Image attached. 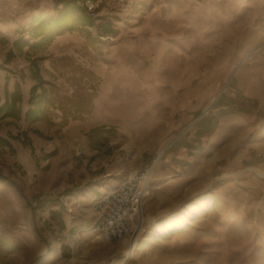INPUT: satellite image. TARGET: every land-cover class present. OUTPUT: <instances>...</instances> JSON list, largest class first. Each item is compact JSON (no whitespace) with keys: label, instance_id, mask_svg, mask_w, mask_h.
Segmentation results:
<instances>
[{"label":"rangeland","instance_id":"374dc122","mask_svg":"<svg viewBox=\"0 0 264 264\" xmlns=\"http://www.w3.org/2000/svg\"><path fill=\"white\" fill-rule=\"evenodd\" d=\"M0 1L1 69L5 68L4 64L15 61L17 54L24 52L31 73V61L38 67V60L41 59L32 56L38 51L44 52L47 47L31 49L26 45L18 50L12 46L11 40L14 36L27 41L32 39L27 27L32 18L39 16L30 19V14L42 15L48 12L46 8H40L39 2L10 4L8 0ZM208 2L209 0H84L86 9L100 17L97 22L110 21L116 33L97 35V29L91 27L95 37L92 42L85 38L82 31H65L68 34L76 33L78 40L72 44L70 55L55 57L54 63L60 68V73L48 74L64 87L65 93L57 97L60 104L67 107L69 114V109L73 113H81L76 110V103L63 99L76 90L90 99L89 104H85L88 110L84 108L83 112L94 114L95 120L104 115L102 119L110 123L114 134H105L101 137L103 142L97 139L96 144L110 147L105 154L111 160H119L121 174L140 172L145 168L149 170L151 176L147 194L142 201L140 214L135 219L136 226L141 225V217L144 219L138 242L151 234L145 214L149 213L158 191L152 187L157 182L153 179L152 172L154 169H158L160 173L166 172V164L163 162L166 149L163 148L177 135L182 138L190 135L194 128L191 120L214 100L238 62L241 42L230 43L223 36L210 42V36L224 30L216 31L222 24L216 15L222 12L221 9L210 17ZM52 6L54 8L53 0ZM233 16L238 24L240 15L235 13ZM237 24L232 26L233 37L237 34L241 37V34L250 32L249 27L241 32V27ZM10 49L15 52L9 60H5ZM195 53L199 55L192 59L191 56ZM183 55L186 56L185 61L182 60ZM182 61L185 66H191L195 61L201 67L200 89L191 80L184 91L197 93L199 96L184 99V107L183 104L179 105V101L184 98L182 91L171 86L180 80L177 79V66ZM215 66L219 69L217 72H207ZM184 76L192 78V74ZM15 124L10 120L0 121V131L14 129V126L17 127ZM25 133L26 131H21L20 134L10 135L6 132L4 136L8 138L6 140L10 146L0 145V264H37L46 257L50 245L55 243L50 241V237L48 239L47 225L39 226L40 219L37 216L39 203L48 193L30 194L28 189L38 186L36 184L40 180L49 178L47 173L55 166L53 160L56 156H61L64 139H61V135L54 136L59 149L43 153L34 151L32 141ZM22 150L28 153V160L36 171L30 175V181L26 177L28 163L20 159ZM63 163L60 161L58 165ZM190 171H183L186 178L190 177ZM176 175L174 173L171 176ZM198 177L204 179L201 172ZM162 178L163 174L160 176ZM179 188H185L187 193L188 187ZM259 198L260 195L249 196L246 202L234 200L233 203L222 200L219 210L228 211L231 207L236 214L238 209H247L248 217L225 218L217 213L215 243L209 244V249L200 250L199 264H264V201L259 203ZM62 236L69 237L68 234ZM112 242L120 244L119 240ZM62 249V264H71L70 255ZM131 257L132 255L127 263L131 261ZM105 264L114 262L108 261Z\"/></svg>","mask_w":264,"mask_h":264},{"label":"crops","instance_id":"0c3cea01","mask_svg":"<svg viewBox=\"0 0 264 264\" xmlns=\"http://www.w3.org/2000/svg\"><path fill=\"white\" fill-rule=\"evenodd\" d=\"M8 1L10 4L39 2L40 8H46L47 14L31 13L30 19L55 13L52 0ZM208 6L210 17L221 9L222 12L216 15L222 24L216 31L224 30L210 36V42L222 36L230 43L241 42L238 62L232 68L230 78L221 86L226 91L223 90L212 105L213 101L191 120L194 128L190 135L183 138L178 135L163 148L166 149L163 159L166 172L153 170V179L157 182L152 187L158 191L149 213L145 214L151 234L143 237L127 264H199L200 250L209 249V244L215 243L217 213L225 218L248 217L247 209H238L236 214L231 207L228 211L219 210L222 200L246 202L249 196L260 195L259 203L264 201V0H209ZM235 13L241 18L238 24L233 19ZM234 24L241 27V32L246 27L250 28V32L233 37ZM17 37L14 36L11 43ZM77 40L76 33L64 32L56 36L44 52L38 51L32 56L41 57L38 69L44 80L36 93L44 88L48 98L39 104L37 98L29 102L30 87L36 81L31 76L24 52L0 69V105L5 99L10 102L14 90V94L20 97L13 104L19 109L18 118L0 113V121H13L17 127L0 131V136L6 139V132L16 135L26 131L34 151L43 153L59 149L54 136L61 135L64 139L61 156H56L53 160L55 166L47 173L49 178L28 189L30 194L48 193L39 203L37 216L39 226L47 225L48 239L50 237V241L55 242L50 245L46 257L37 264H62V248L70 255L71 264L115 263L121 254L120 244L103 239L91 229L94 221L91 209L93 199L116 186L127 175L120 173L117 158L111 160L105 154L110 147L96 144L97 139L103 142L101 137L106 134L105 130L111 129L110 123L102 119L103 114L102 118L95 120L94 114L89 112L73 113L69 109L70 114L75 115L71 116L67 110L63 111V104H60L57 95L65 93L64 87L48 76L60 73V68L54 63L55 57L70 55L72 44ZM198 55L195 53L191 58ZM185 57L183 55L182 60ZM177 67V79L180 80L171 86L182 91L184 98L179 105L184 107L186 99L199 96L184 91L191 80L200 89L201 67L195 61L191 66H185L182 61ZM218 70L215 66L207 72ZM185 74H192V78H186ZM34 106L35 109L26 114ZM63 118L65 122H62ZM101 126L103 132L94 134L92 129ZM22 153L20 159L28 163L26 177L30 181V175L36 171L28 160V153L23 150ZM60 161L64 163L58 165ZM186 170H191L189 178L183 173ZM200 172L204 179L198 177ZM174 173L177 175L171 176ZM162 174L164 178L160 179ZM180 186L188 187L187 193ZM64 234L69 237L62 236Z\"/></svg>","mask_w":264,"mask_h":264},{"label":"trees","instance_id":"16d2710c","mask_svg":"<svg viewBox=\"0 0 264 264\" xmlns=\"http://www.w3.org/2000/svg\"><path fill=\"white\" fill-rule=\"evenodd\" d=\"M55 13L50 16L32 18L28 24L27 31L32 36V41L29 42L22 37L16 38L12 46L21 50L24 46L28 45L31 49H44L50 42L58 35L62 34L65 31L79 30L84 33V36L89 41H94L95 37L92 35L90 30L91 27H95L98 31L97 35H106L114 34L116 30L113 25L108 20H101L97 22L100 18L95 15L93 12H90L84 6V0H53ZM13 56V52L10 49L6 56L5 60H9ZM32 70L31 76L36 81L34 85L30 87V98L29 102L31 103L33 98H37V104L42 100H48L45 93L46 90L41 88L40 93H36V90L39 86L42 85L44 80L39 75L38 67L31 61L30 63ZM3 68V63H0V69ZM15 90L11 93L10 102L5 99L2 105H0V113L2 116H15L18 117L19 109L13 106L16 100H19V95H15ZM66 102L75 104L76 110L78 112H83L84 108L86 109V103L89 104V97L86 94L74 90L70 95H65L64 98ZM82 99V100H81ZM33 109H28L26 114L31 113ZM67 107L63 104L62 110L65 111ZM62 122H65V118L62 119ZM93 133L103 132V127H97L92 129ZM108 135L114 134L111 129L104 131ZM0 145H8L9 142L0 136ZM11 149V147H10Z\"/></svg>","mask_w":264,"mask_h":264},{"label":"built area","instance_id":"2783aa9c","mask_svg":"<svg viewBox=\"0 0 264 264\" xmlns=\"http://www.w3.org/2000/svg\"><path fill=\"white\" fill-rule=\"evenodd\" d=\"M149 178L146 168L133 175L127 174L116 186L96 196L91 203L94 217L91 229L107 241L123 240L133 235Z\"/></svg>","mask_w":264,"mask_h":264},{"label":"bare ground","instance_id":"6f19581e","mask_svg":"<svg viewBox=\"0 0 264 264\" xmlns=\"http://www.w3.org/2000/svg\"><path fill=\"white\" fill-rule=\"evenodd\" d=\"M134 172H130V175H133ZM139 226H137V231L131 236H127L120 241V258L116 260L114 264H126L129 257L133 255L134 251L139 248L138 235L141 229L144 219L141 217Z\"/></svg>","mask_w":264,"mask_h":264},{"label":"water","instance_id":"95a60500","mask_svg":"<svg viewBox=\"0 0 264 264\" xmlns=\"http://www.w3.org/2000/svg\"><path fill=\"white\" fill-rule=\"evenodd\" d=\"M230 78V77H229ZM224 90V86L220 89L219 93L217 94V96L214 98L213 102L211 103V105L217 100L218 96L223 92ZM211 105L207 108L209 109L211 107ZM178 136V135H177Z\"/></svg>","mask_w":264,"mask_h":264}]
</instances>
